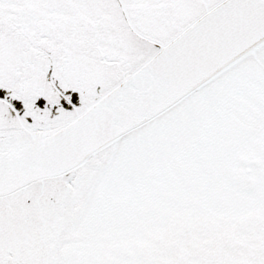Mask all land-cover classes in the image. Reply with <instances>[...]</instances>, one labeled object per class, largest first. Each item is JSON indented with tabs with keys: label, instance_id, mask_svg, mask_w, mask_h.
<instances>
[{
	"label": "snow or ice",
	"instance_id": "obj_1",
	"mask_svg": "<svg viewBox=\"0 0 264 264\" xmlns=\"http://www.w3.org/2000/svg\"><path fill=\"white\" fill-rule=\"evenodd\" d=\"M0 264H264V0H0Z\"/></svg>",
	"mask_w": 264,
	"mask_h": 264
}]
</instances>
